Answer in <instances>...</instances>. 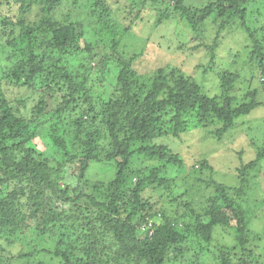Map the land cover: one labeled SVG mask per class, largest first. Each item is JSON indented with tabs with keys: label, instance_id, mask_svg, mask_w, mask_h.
<instances>
[{
	"label": "trees",
	"instance_id": "1",
	"mask_svg": "<svg viewBox=\"0 0 264 264\" xmlns=\"http://www.w3.org/2000/svg\"><path fill=\"white\" fill-rule=\"evenodd\" d=\"M66 1L0 0V26L10 36L5 45L16 49L19 40H26L23 51L29 56L25 64L18 63L6 71L0 65V235L34 226L44 238L42 252L58 259L59 264H202V258L210 264H257L259 257L264 260V236L249 233L244 201L231 194L247 193L250 171L262 161L264 150L256 160L240 164L238 189L214 182L216 196L197 207L193 200L184 203L186 213L170 214L144 196L153 189L166 194L167 200L181 201L183 195L177 192V182L167 178L166 171L182 167L184 159L167 143L156 142L166 137L181 139L190 131L192 113L204 128L211 125V134L222 140L240 120L264 106V0H208L197 8L187 6L184 0H172L175 14L200 34V40L212 36V46L202 41L192 49L203 46L211 50L209 72L216 71L214 51L221 41H238L227 52L229 63L222 62L224 67L217 70L219 95L204 93L181 70L170 66L150 78L141 76L131 64L143 54H135L129 62L119 57L123 65L117 77L118 87L102 107L91 97L85 80L78 83L66 69L56 71L57 49L73 42L71 26L50 28L52 40L47 41L42 60L30 46L39 24L44 27ZM68 1L76 5L75 0ZM110 2L96 0V5L104 3L112 9ZM129 9L133 13L121 6L118 9L128 33L134 16L138 17L132 6ZM171 16L168 12L165 18L169 20ZM210 26L214 30H209ZM113 28L116 27L107 26L110 34ZM14 29H19L20 35ZM126 30H119V34ZM111 40L115 50L118 42ZM242 46L251 63L245 75L244 70H232L233 65H238ZM46 59L52 61L54 71L46 67ZM43 76L48 78L50 88L51 82L66 83V91L65 87L59 88L61 102L47 117V103L39 101L35 112L43 121L23 118L7 99L3 86L33 89ZM243 81L246 91L243 97L237 96L236 87ZM83 98L87 104L82 103ZM78 110L71 138L60 137L59 131L64 132L62 119L75 116ZM44 127H52L57 134L52 146L61 160L45 153L47 159L56 160L55 168L36 160L34 141ZM105 139L109 142L104 149L106 158L114 163L115 175L111 181L98 182L91 189L86 177L93 163H102L98 150H103ZM134 164L140 165L138 171L130 170ZM199 164L200 170H209L206 160L198 161L194 168ZM48 190H52L53 198L46 197ZM155 214L161 216V225L151 223ZM65 225L67 230L71 226L68 234H62ZM216 229L232 231L234 243L213 247ZM72 238V246L65 249L63 243ZM30 256L22 254L17 258ZM4 262L0 258V264Z\"/></svg>",
	"mask_w": 264,
	"mask_h": 264
},
{
	"label": "rangeland",
	"instance_id": "2",
	"mask_svg": "<svg viewBox=\"0 0 264 264\" xmlns=\"http://www.w3.org/2000/svg\"><path fill=\"white\" fill-rule=\"evenodd\" d=\"M184 1L187 6L195 8L203 2H209L208 0ZM66 2L67 4H63L59 11L53 12L49 22L44 27H41V23L39 24V32L35 33L34 42L30 46L40 56L39 60H42L43 54L48 48L46 43L48 40H52L50 28L53 26L60 28L67 25L71 26L73 42L66 47L57 49L55 58L58 70L56 71L66 69L69 76L75 78L78 83L85 80L92 91L91 97L96 104L98 102L100 107L108 102L118 87L117 77L123 65L119 63V57L129 62L135 54H143L140 59L134 60L131 64L132 69L141 76L150 78L158 70L167 69L170 66L181 70L183 75L192 84L198 85L204 93H208L210 96L220 94L217 70L223 66L222 62L229 63L227 52L231 50L232 46L238 44L237 39L221 41L220 46L214 51L216 71L209 72L208 65H210L212 58L211 50H207L203 46L196 50L192 49L202 44V41H204L203 45L212 46V36L205 39L202 37L203 40H200V34L194 33L190 27H187V22L183 21L180 14H175L172 9V0H159L156 3L152 0H111L110 4L113 10L104 3H100L99 6L96 5V0H75V6L73 1L67 0ZM119 6L126 8L128 13H133L129 9L130 6L136 10H134L135 12H138V17L134 16V22L129 28V33L126 30L128 29L127 25L119 16ZM167 11L172 15L169 20L165 18ZM108 25L116 27L113 28L112 34L107 29ZM216 28L218 27L216 26ZM119 30H126V32L121 35ZM209 30H214V26H210ZM14 32L20 35L19 29H14ZM9 37L1 25L0 65L4 71L18 63L25 64L29 57L28 52L23 51L24 45L28 44L26 40H19L17 42L19 48L15 49L5 45ZM111 39L118 42L115 50ZM238 53V65H233L232 70H244V75L248 74V68L251 66L248 61V52L242 46ZM46 61V67L50 71H54L52 61L49 59ZM51 83L50 88L48 78L43 76L38 79L33 89L11 85H4L3 89L7 99L15 106L19 115H22L23 118L43 121L44 118H38L37 112H35L39 101L43 100L47 103L46 116L50 117L61 102V96L58 94L59 88L65 87L64 90L66 91V83L62 81H59V84H57L58 82ZM246 86L245 81L237 85L235 94L243 97ZM82 103L87 104L84 98ZM78 112L79 110L75 116L73 114L72 117L62 119L64 132L59 131L60 137L64 136L68 140L71 138V132L75 128L73 122L80 115ZM43 124L45 123L43 122ZM210 126L208 124L207 128H204V125L198 123L196 114L192 113L191 125L188 127L190 131L182 134L181 139L166 137L156 142L157 144L167 143L184 159L182 167H170L166 171V177L177 182V192L183 195L181 201L175 203L167 200L166 194L153 189H148L145 192L144 196L150 197L157 208L165 209L170 214L173 211L180 214L186 213L184 203L193 200L195 207H197L203 205L208 197L216 196L214 182L223 184L230 189H238L241 185L237 173L240 164L256 160L260 152L264 150L263 105L245 117L244 120H240L237 126L229 131L222 140L216 139L211 134L214 128ZM43 129L39 130L38 137L34 141V148L37 151L36 160L55 168L56 160L47 159L45 153L51 158L61 160L56 157L52 146L53 136L57 137V134L51 130L52 127H44ZM108 144V140L105 139L102 143L103 150H98L100 152L99 160L102 163H93L88 171L86 183L91 189L98 182L107 183L114 178V163L108 162L106 150H104L109 146ZM39 156H42L44 160ZM205 160L209 170H200V164L194 168L198 161L203 162ZM135 162L139 161L136 160ZM139 164H134L130 170L138 171L140 169ZM149 165L152 164L147 166ZM143 167L146 166L143 165ZM250 174V185H247V193L240 195L232 192L231 194L234 197L239 195L236 199L241 197L240 200L244 201L249 233L254 237H259V235L264 236V158L259 162L256 169L250 171ZM135 181L136 179H133V183ZM60 187L65 189L64 183L60 182ZM1 194L0 197L3 195ZM46 197L53 198L52 190L46 192ZM69 210L70 208L67 209V211ZM150 219L153 221L151 223L162 224L160 215L155 214V217ZM64 228L63 232L61 229L62 234H68L71 226L68 225V230L66 225ZM8 241L12 243H7ZM73 241L75 238L64 242L65 249L72 246ZM224 243H234L232 231L216 229L213 247H219ZM261 246L264 248V243ZM43 249H45L43 235L34 226L30 229H19L15 234L4 233L0 235V258L5 260L4 264H59L58 259L42 252ZM22 254H31V256L18 259L17 257ZM201 262L202 264H210L204 258ZM259 263H264L262 257L257 259V264Z\"/></svg>",
	"mask_w": 264,
	"mask_h": 264
},
{
	"label": "clouds",
	"instance_id": "3",
	"mask_svg": "<svg viewBox=\"0 0 264 264\" xmlns=\"http://www.w3.org/2000/svg\"><path fill=\"white\" fill-rule=\"evenodd\" d=\"M262 80V79H261ZM256 84H254V86H255Z\"/></svg>",
	"mask_w": 264,
	"mask_h": 264
}]
</instances>
